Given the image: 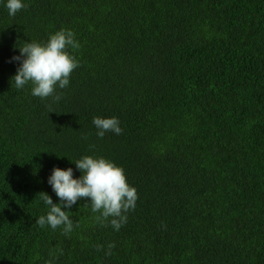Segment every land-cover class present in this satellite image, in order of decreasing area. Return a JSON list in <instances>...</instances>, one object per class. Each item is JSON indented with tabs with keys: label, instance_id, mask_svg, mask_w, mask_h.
<instances>
[{
	"label": "trees",
	"instance_id": "1",
	"mask_svg": "<svg viewBox=\"0 0 264 264\" xmlns=\"http://www.w3.org/2000/svg\"><path fill=\"white\" fill-rule=\"evenodd\" d=\"M0 264H264V0H0Z\"/></svg>",
	"mask_w": 264,
	"mask_h": 264
}]
</instances>
